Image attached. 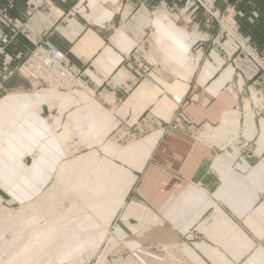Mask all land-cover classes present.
Instances as JSON below:
<instances>
[{
    "label": "crops",
    "instance_id": "0c3cea01",
    "mask_svg": "<svg viewBox=\"0 0 264 264\" xmlns=\"http://www.w3.org/2000/svg\"><path fill=\"white\" fill-rule=\"evenodd\" d=\"M211 1L230 35L194 0H163L194 34L177 67L144 26L162 0H0V220L38 193H106L128 251L154 229L156 264H264V73L243 48L264 58V0ZM33 41L66 54L84 90L34 89L17 71Z\"/></svg>",
    "mask_w": 264,
    "mask_h": 264
},
{
    "label": "rangeland",
    "instance_id": "374dc122",
    "mask_svg": "<svg viewBox=\"0 0 264 264\" xmlns=\"http://www.w3.org/2000/svg\"><path fill=\"white\" fill-rule=\"evenodd\" d=\"M29 84L37 91H54ZM81 84L80 88L58 92L72 94L84 90L83 79ZM181 126L180 120L174 119L173 129L183 130ZM168 131L169 128L165 130ZM116 139L124 138L116 135ZM62 143L79 149L70 139ZM102 181L110 183L107 179ZM85 196L80 201L67 192L61 203H51L38 193L29 202L13 200L4 204L0 220V264H156L161 260L160 247L153 242L154 229L146 235L132 237L130 242L137 246L142 242L146 250L130 252L127 237L124 238L121 230L119 234L114 232L123 205L108 204L106 193ZM19 198L26 201V188L19 189ZM114 213L118 218H112Z\"/></svg>",
    "mask_w": 264,
    "mask_h": 264
},
{
    "label": "built area",
    "instance_id": "2783aa9c",
    "mask_svg": "<svg viewBox=\"0 0 264 264\" xmlns=\"http://www.w3.org/2000/svg\"><path fill=\"white\" fill-rule=\"evenodd\" d=\"M199 7L204 10L218 25L222 31L227 32L226 27L222 26V15L211 12L209 5L211 0H194ZM33 49L24 57L17 71L29 83L38 87L47 88L54 91H70L82 86V71L74 67L67 58L66 54L56 50L44 41H33ZM243 48L250 55L256 69L264 73V58L251 57V52L246 45Z\"/></svg>",
    "mask_w": 264,
    "mask_h": 264
},
{
    "label": "clouds",
    "instance_id": "9594fccd",
    "mask_svg": "<svg viewBox=\"0 0 264 264\" xmlns=\"http://www.w3.org/2000/svg\"><path fill=\"white\" fill-rule=\"evenodd\" d=\"M144 26L151 29L154 51L177 67H184L190 59V50L194 44V34L178 25L166 6L145 18ZM93 129L90 127L89 129Z\"/></svg>",
    "mask_w": 264,
    "mask_h": 264
},
{
    "label": "bare ground",
    "instance_id": "6f19581e",
    "mask_svg": "<svg viewBox=\"0 0 264 264\" xmlns=\"http://www.w3.org/2000/svg\"><path fill=\"white\" fill-rule=\"evenodd\" d=\"M248 109V108H247ZM227 118H225L224 119V121H225V123H226V125L227 126H230V125H232V124H234L235 122H237L238 120H239V116H238V114H232V113H229V114H227V116H226ZM244 120H245V122H246V124H247V126H248V134H249V132H251L252 131V129H253V120H252V114H251V112L249 111V110H247V112H246V114L244 115ZM222 125V124H221ZM220 125V126H221ZM223 125H225V124H223ZM225 127V126H224ZM224 127H220V128H216L215 130H213V133H212V135H219L220 134V132H222L223 131V129H224ZM226 128V127H225ZM208 129V128H207ZM230 131V130H229ZM238 131V130H237ZM224 133V132H223ZM228 133V132H227ZM236 133V132H235ZM247 134V135H248ZM209 135V134H208ZM235 135H237V134H235ZM218 137V136H217Z\"/></svg>",
    "mask_w": 264,
    "mask_h": 264
}]
</instances>
